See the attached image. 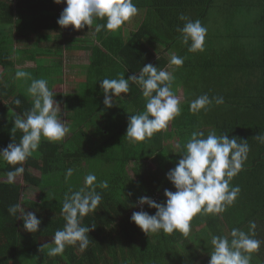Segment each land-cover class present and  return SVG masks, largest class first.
<instances>
[{
	"label": "trees",
	"instance_id": "1",
	"mask_svg": "<svg viewBox=\"0 0 264 264\" xmlns=\"http://www.w3.org/2000/svg\"><path fill=\"white\" fill-rule=\"evenodd\" d=\"M133 3L138 13L119 29L96 32L95 26L105 24L106 18H96L89 29L61 28L57 20L64 3L0 0V26L13 30V34H7L4 27L0 30V149L13 140L19 143L23 135L17 130L13 137L11 130L15 116H23L33 106L27 91L33 79L47 80L60 104L59 115L73 135L67 142L41 138L37 151L22 165L24 172L18 176L22 183L8 177L21 165L0 161L5 176L0 181V264H208L214 235L231 239V230L237 228L264 241V141L256 138L264 137V0ZM211 11L218 13L222 23L212 31L208 28ZM181 16L199 20L207 29L203 51L193 52L182 44L178 29L187 20ZM86 48L88 63L74 66L77 72L69 77L77 85L71 83L62 91L65 52ZM173 54L183 57L181 67L170 65ZM19 60L33 61L35 67H17ZM146 64L168 72L171 68L173 92L178 95L181 87V112L169 122L165 134L156 132L133 143L125 134L128 116L145 111L147 99L141 87L130 81L129 93L121 94L123 99L114 98L113 107L105 108L99 80L121 74L127 79ZM19 70L28 77L17 79ZM76 86L79 91L72 90ZM204 94L210 99L223 97L224 103L217 105L212 99L207 110L194 113L190 101ZM194 131L205 137L215 131L246 140L247 159L230 181V187L238 186L240 192L223 213L196 214L187 235L179 231L146 235L130 221L132 213L141 210L136 202L148 196L163 203L164 190L175 191L166 174L185 154ZM87 133L96 138L91 140L90 151H84L74 139ZM165 136L170 144L158 150ZM84 167L85 176L95 174L96 191L102 196L95 212L81 220V226L95 227L88 233L89 245L81 251L77 242L66 245L62 255L48 256L54 233L66 223L62 213L65 195L86 187L81 173ZM68 169H72L71 176H66ZM105 180L109 187L99 188ZM22 184L40 191L25 196ZM16 204L41 220L36 233L25 231L23 221L9 213ZM142 208L155 213L147 205ZM250 264H264V243L251 253Z\"/></svg>",
	"mask_w": 264,
	"mask_h": 264
},
{
	"label": "clouds",
	"instance_id": "2",
	"mask_svg": "<svg viewBox=\"0 0 264 264\" xmlns=\"http://www.w3.org/2000/svg\"><path fill=\"white\" fill-rule=\"evenodd\" d=\"M53 2L66 5L57 24L61 28L71 26L74 31L82 30L85 26L89 29L96 18H106L105 24L95 26L96 32L102 29L115 31L138 13L133 0H53ZM180 19L187 20L184 26L178 29L181 32L182 44L189 45L190 51H203L207 29L199 20H188L184 16ZM169 63L178 68L183 65L184 59L173 54ZM26 77L27 72L23 70L16 72L17 79ZM99 81L104 93L105 108L113 107L116 101L114 98L123 99V96L129 93L130 81L141 87L147 103L144 112L128 116L125 136L130 142H142L150 138L154 133L166 129L169 122L180 115L181 100L172 90L174 76L166 70H158L157 66L146 64L138 74L134 73L127 79L121 74L116 79L105 78ZM27 91L32 97L33 106L23 116H15L11 130L13 137L17 130L23 135L19 143L13 140L7 147L0 149V160L10 165H21L8 173L9 180L23 174V163L37 151L42 137L49 141H60L68 133L66 123L59 115L60 104L54 99L56 95L48 87L47 80L33 79ZM212 99H215L217 105L224 103L223 97ZM212 99L207 94L201 95L190 101V110L194 113L207 110L212 104ZM15 104L19 106L20 100L17 99ZM256 138L264 141L262 136L258 135ZM82 144L80 140V145ZM88 145H92L91 140L88 141ZM248 152L246 140H240L235 136L229 138L227 133L217 135L215 131L209 132L205 137L203 132L194 131L185 145V154L166 174V179L173 185L175 191L165 189L166 199L163 203H157L148 196L139 197L136 203L141 206V210L134 211L130 221L146 235L161 231L167 234L179 231L187 235L191 230L190 222L196 214L201 212L220 214L234 203L240 189L238 186L230 187V181L242 170ZM71 175L72 169H68L66 176ZM96 180L95 174L90 173L84 178L85 188L65 195L62 213L66 223L62 230L54 233L52 241L54 246L49 247L48 256L62 255L66 245H75L77 242L81 251L87 249L90 242L88 233L95 227L81 226V220L89 213L95 212L101 203L102 196L96 191ZM98 186L107 189L108 181H101ZM143 205L155 209V213L149 214L144 211ZM8 211L23 221L25 231L29 233L38 231L41 220L34 212H26L20 204L11 206ZM252 227H255V224ZM230 237L231 239L229 236L212 237L213 250L209 254L208 264H250L251 253L258 251L264 243L237 228L231 230Z\"/></svg>",
	"mask_w": 264,
	"mask_h": 264
},
{
	"label": "rangeland",
	"instance_id": "3",
	"mask_svg": "<svg viewBox=\"0 0 264 264\" xmlns=\"http://www.w3.org/2000/svg\"><path fill=\"white\" fill-rule=\"evenodd\" d=\"M218 16L219 15H218L217 12L211 11L209 13V26H208V28H209L210 31H212V29L215 27L214 25H217V23L218 24L221 23L220 20H217L219 18ZM2 28L4 29V31L7 32V34L10 33V31L13 34V30H12V28L10 26H7V25L6 26H4V25L0 26V30ZM90 38L91 37L89 36V39ZM18 45H21V44H18ZM18 45H16V46H18ZM64 57H65V60H63V62L65 64V66H64L63 70H64V74H65V77H64L65 85L61 86L62 91L66 90L71 85V83H73L74 86L77 85V82L73 81L69 77H71L74 73L77 72V69L74 66H76L77 64L85 65V64L88 63L89 51H88V48H86L84 50L83 49L75 50V51H73L71 53L65 52V56ZM46 58H48V57H46ZM16 65H17V67H30V68L31 67H35V64H34L33 61H20L19 60V61H17ZM1 71H2V69L0 68V73H1ZM82 71H83V69H82ZM77 89L78 88L75 87L72 90L75 91ZM179 90H181V89L179 88ZM128 113H132V110L128 111ZM70 137H71V133L68 132L66 134V136L60 141H66L67 142V141H69L68 138H70ZM75 137L76 138H81V143H83L85 139H88L87 135L86 136H80V137L78 135H75ZM42 138H44V137H42ZM89 147H90V145H86L85 146L86 150H88ZM0 161H2V160H0ZM126 169H127L128 173H129V175L133 176V171L128 165L126 166ZM82 170L83 171L81 173H83V176H84V177H82V182L84 183V178L86 177L85 176V173H86L85 171L87 169H86V167H84ZM4 178H5V176L3 175L2 172H0V181L2 179H4ZM11 181L22 183L20 177H18V176H16L13 179H11ZM83 183H81V185H84ZM22 189H23V195H25V196H36L37 193L40 191L39 188H36V187L28 185V184H22Z\"/></svg>",
	"mask_w": 264,
	"mask_h": 264
},
{
	"label": "crops",
	"instance_id": "4",
	"mask_svg": "<svg viewBox=\"0 0 264 264\" xmlns=\"http://www.w3.org/2000/svg\"><path fill=\"white\" fill-rule=\"evenodd\" d=\"M171 71V68H169V72ZM77 87V86H76ZM180 89H181V87H179ZM77 91H79V89H77ZM178 96V98H180L181 97V90H179V94L177 95ZM159 133H166V130L165 129H163V130H161V131H158ZM73 135H72V133H71V137H72ZM80 137V136H79ZM73 138V137H72ZM72 138L70 139V140H72ZM87 138L88 139H85L84 140V143L81 145V147L83 148V150L84 151H89V149L88 150H86V148H85V146L86 145H88V141L89 140H96V138L95 137H92L89 133H87ZM75 140H77V141H80L81 140V138H74ZM69 140V141H70ZM160 143H161V145H160V148L158 149V150H161V149H164L166 146H168L169 144H170V140H168V138L165 136V137H163V138H161L160 139Z\"/></svg>",
	"mask_w": 264,
	"mask_h": 264
}]
</instances>
